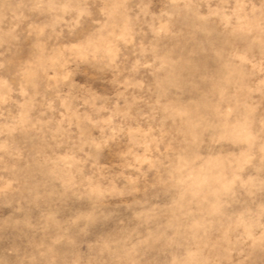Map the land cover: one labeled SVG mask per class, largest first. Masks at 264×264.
<instances>
[{
	"label": "clouds",
	"instance_id": "obj_1",
	"mask_svg": "<svg viewBox=\"0 0 264 264\" xmlns=\"http://www.w3.org/2000/svg\"><path fill=\"white\" fill-rule=\"evenodd\" d=\"M210 3L211 0H0V207L13 210L8 217L0 218V264H248L247 257L233 261L231 253L243 255L248 240L252 241L250 249L258 247L264 251V175L256 184L246 187L255 207H245L235 220L216 209L229 231L241 227L244 230L235 241L225 238L228 248L224 249V256L212 255L206 243H194L179 230L167 237L149 234L145 239L139 238V229L152 218V210L145 211L152 200L175 195L178 204L191 203L189 196L200 188L194 178L205 174L211 178L210 171L201 163L200 152L214 148L215 136L231 130L230 125L213 123L199 115V105L167 100L168 92L179 86V62L171 59L170 54L160 55V38L176 35L173 24L183 13L202 22L218 17L233 35L246 33L264 46V0H218L215 8L201 15V6ZM154 4L159 5L157 11H153ZM33 15L45 19L37 24L32 22ZM85 21L89 30L84 28ZM25 22L27 27L20 30ZM145 26L151 40L145 39ZM21 37L25 40L34 37L27 57H22ZM48 41H54V46L49 47ZM129 45L133 46L137 60L126 67L128 57L124 50ZM237 59L235 52L228 55L227 66L232 71L214 87L221 89L220 102H234L232 111L247 128L259 124V133L250 143L249 151L258 140L260 171L264 173V113L257 120L258 105L249 104L251 92H259L260 103L264 104V61L245 74L241 65L234 64ZM83 66L97 74L111 73V82L117 87L124 72L149 67L156 76L169 70V75L157 76L151 84H136L156 97L149 105L152 118L159 115L161 123L179 120L185 137L175 162L164 165L165 171L156 183L139 187L141 177L129 179L123 173L124 168L133 166L128 157H135L139 148H147L148 142L143 137L129 140L128 150L120 154L124 161L119 165L121 171L114 172L99 164L102 149L121 134H128L126 121L135 119L131 112L136 100L118 92L116 103L109 108L111 98L74 84L72 78ZM257 74L261 77L259 83L249 87L247 76ZM42 84L44 92L40 90ZM64 87L69 89L67 93H62ZM229 88L235 89L231 96L226 95ZM49 91L54 92L51 98L46 95ZM57 100L66 109L65 118L57 122L54 130L48 129L52 133V155H44L40 167L48 168L60 187L41 191L38 186L17 178L16 162L22 151L15 146L11 133L37 125L41 126L38 130H43L52 124L51 120L39 117L33 123L32 112L38 107L52 110ZM73 102H80V107L86 106L88 111L80 113ZM101 112H110V118H97ZM215 112L222 115L218 104ZM117 118L121 123H114ZM73 120L81 129L80 137L68 148L66 156H59L56 150L64 145L65 136L70 135ZM65 123L68 126L62 127ZM93 124L100 126L104 135L92 137L87 126ZM4 173H9V178ZM240 187L245 186L234 185L232 195ZM220 192L215 189L214 194ZM70 198L87 201L88 206L60 218L58 211L52 210V203ZM112 199L124 202L110 209L108 201ZM120 207L131 213L127 222L120 219L116 210ZM241 217L245 218L243 223L239 222ZM109 221L117 227L109 229ZM6 232L13 234L11 239L5 236ZM161 238L166 240L167 258L144 260L142 253L150 247L149 241ZM218 246L219 243L212 247Z\"/></svg>",
	"mask_w": 264,
	"mask_h": 264
},
{
	"label": "rangeland",
	"instance_id": "obj_2",
	"mask_svg": "<svg viewBox=\"0 0 264 264\" xmlns=\"http://www.w3.org/2000/svg\"><path fill=\"white\" fill-rule=\"evenodd\" d=\"M217 3L218 0H211L210 4H203L200 9L201 15H207L209 8H215ZM231 6L230 3L229 7ZM158 8V4L153 5V11H157ZM44 19L41 16H32V22L37 24ZM27 23L22 24L20 30L26 28ZM84 28L89 30L87 21H85ZM144 31L147 33L145 39L151 40L152 36L147 26H145ZM172 31L176 35L163 36L158 43L162 57L165 54H170L171 59L179 62L177 65L179 86L168 92L167 100L175 104H186L193 107L199 105L201 106L199 115L206 117L213 123L230 125L231 130L226 134H217L213 140L216 146L205 148L200 152L201 163L210 171L211 178L208 174L194 178L200 188L189 196L191 203L180 205L177 203L175 195L152 200L145 208V211L152 210V218L139 229V238L145 239L149 234L154 236L164 234V237H167L179 230L184 238L194 243H206L212 249V255L224 256V249L228 248L225 238L235 241L236 237L242 234L244 230L241 227L235 232L229 231L228 224L219 218L216 209L220 208L227 215L233 216V220H235L245 207H255L252 202L253 198L247 195L246 187L256 184L264 173L260 171L261 160L258 140L255 148L249 151L250 143L259 133V124L253 125L251 129L247 128L238 119L237 114L232 111L234 102L230 103L227 100L220 102L221 89L214 87V85L223 81L232 71L227 66L230 53L235 52L239 56L234 64L241 65L247 74L253 65L259 67L264 61V46L246 33L233 35L231 28H225L218 17H212L207 22H202L182 13L176 17ZM21 40L22 57H27L34 37H29L26 40L21 37ZM54 43V41H48L49 47L54 46ZM133 51L132 45L124 50V55L128 57L126 67H130L137 60ZM148 63L151 61L149 60ZM167 75H169L168 69L154 76L152 68L142 67L135 72H124L120 77L121 85L117 87L111 82V73L97 74L87 66H83L72 78L76 86H83L97 95L111 98L109 108L113 103H116L118 92H122L129 100L135 98L136 103L131 112L135 119L126 121L128 134H121L102 149L99 154V164L107 166L114 172L121 171L119 165L124 161L120 154L128 150L129 140L137 136L143 137L148 142L147 148H139L135 157H128V162L133 166L123 169L124 176L129 179L141 177L139 187L156 183L161 178L165 171L164 165L175 162L185 139L179 120L175 123L172 120H165L161 123L159 115L155 119L152 118L149 105L154 102L156 97L147 92L146 89L141 90L136 87L137 83L151 84L157 76L164 77ZM172 75L174 76L176 73H172ZM260 78L259 74L248 75L249 87H256ZM44 88L45 86L42 84L41 92H44ZM61 91L67 93L69 89L64 87ZM234 92V88H229L226 95L231 96ZM46 95L51 98L54 92L49 91ZM249 95L250 106L253 102L258 105L256 107L258 120L260 115L264 113V104L260 103L259 92H251ZM120 103L123 104L124 101L121 99ZM217 104L222 115H217L215 112ZM73 106L80 113L88 111L86 106L80 107V102H73ZM42 111L44 115L40 116ZM65 112L66 109L61 107L58 100L53 103L52 110L38 107L32 112L33 123H35V118L39 117L41 120H51L52 124L44 127L43 130H38L41 126L37 125L36 128L13 130L11 133L15 146L22 151V157L16 162L18 167L17 178L22 183L34 184L41 191L51 190L52 187L59 189V182L49 174L48 168H41L40 163L44 155H52L50 148L53 143L50 138L52 133L48 129L54 130L57 122L65 118L63 115ZM110 116V112H101L97 118L108 119ZM114 123H121L120 118H117ZM67 126L65 123L62 127ZM87 131L92 137L104 135L102 128L94 124L88 125ZM80 132L81 129L77 126V122L73 120L72 127L69 129L70 135L65 136L64 145L56 150L57 155L66 156L71 144L79 139ZM137 160L140 163H137ZM3 175L5 178L10 176L9 173ZM240 184L245 187L237 188L235 195H232L233 186ZM215 189H220L221 192L214 194ZM123 202L112 199L108 201V204L111 209ZM255 203H259V196L255 198ZM87 206V201L70 198L64 201H54L52 210L58 211L60 218H67L78 210H84ZM116 210L120 213V219L127 222L131 213L123 207ZM12 211L10 207H0V218L8 217ZM244 219L241 217L239 222L243 223ZM108 224L109 229L117 227L113 221H109ZM12 235L11 232L5 233L8 239H11ZM256 235H259L258 230ZM165 243L164 238L150 240V247H147L142 253V258L144 260L163 261L167 258ZM217 243L219 246L213 248L212 246ZM251 243L252 241L248 240L243 246L245 248L243 255L232 252L231 259L236 261L247 257L248 264H264V251L258 247L250 249L248 245Z\"/></svg>",
	"mask_w": 264,
	"mask_h": 264
}]
</instances>
